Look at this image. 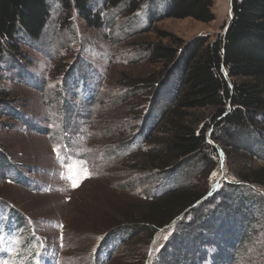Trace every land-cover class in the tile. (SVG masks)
Returning <instances> with one entry per match:
<instances>
[{"label": "rangeland", "instance_id": "rangeland-1", "mask_svg": "<svg viewBox=\"0 0 264 264\" xmlns=\"http://www.w3.org/2000/svg\"><path fill=\"white\" fill-rule=\"evenodd\" d=\"M169 1L148 0L132 13L121 6L107 8L106 0H90L91 16L100 19L96 27L80 11L64 12L57 0H48L41 36H19L22 56L16 65L7 60L0 81V94L8 95L0 107L10 109V116L0 117V264H101L98 253L110 228L104 222L113 208L141 207L193 183L190 168L166 180L157 175V181L136 171L153 143L141 140L143 150L133 156L139 150L128 147L140 140L145 113L136 118L129 107L135 100L124 102V97L163 70L146 61L148 46L176 47L174 37L186 43L201 35H223L231 22V0H213L210 23L168 18ZM163 104L152 114L153 122ZM244 143L231 159L218 149L219 165L207 182L213 185L210 193L221 180L240 182L244 169L264 167V146L255 137ZM245 186L264 198V186ZM254 211L261 213L259 207ZM19 215L28 220L21 232L11 222ZM261 226L253 228L256 236L245 246L232 250L222 244V257L232 254L228 264H244L248 255L253 264H264ZM117 245L110 262L106 259L109 264H162L155 260L159 243L147 235ZM184 248L177 257L194 259L196 247ZM205 252L204 264H211L216 246ZM169 262L164 264H179Z\"/></svg>", "mask_w": 264, "mask_h": 264}, {"label": "trees", "instance_id": "trees-1", "mask_svg": "<svg viewBox=\"0 0 264 264\" xmlns=\"http://www.w3.org/2000/svg\"><path fill=\"white\" fill-rule=\"evenodd\" d=\"M57 1L62 11L78 10L91 26H100L99 17L91 16L90 0ZM146 1L106 0L104 6H121L134 13ZM212 7L213 0H170L166 16L210 23L215 20ZM232 10L234 17L226 34L201 35L186 43L174 37L176 47L153 44L145 50L146 61L151 66L163 65V70L124 97V102L135 100L129 107L134 108L136 118L145 113L138 127L140 140L128 147L139 150L133 156L143 150L141 140L153 143L136 171L157 181V175L166 180L190 168L191 173L195 170L193 183L164 197H152L141 207L113 208L111 218L104 222L110 228L98 253L101 264L106 259L110 262L119 249L117 243H131L138 235L159 243L156 263L204 264L208 260L205 248L214 245L217 252L211 256V264H228L232 254L222 257V244L232 250L245 246L256 236L253 228L263 225L264 198L245 184L264 186V167L244 169L240 182L221 180L211 193L213 185H207L219 165V148L231 159L233 154L240 155L246 137H255L264 146V0H233ZM48 16V0H0V81L7 60L16 65L22 56L19 36L38 39ZM6 97V93L0 94V100ZM163 100L161 114L153 122L152 114ZM0 108L1 118L9 115L6 105ZM206 111L209 115L203 114ZM259 160H263L261 155ZM257 204L261 213L256 216ZM253 215L258 220L255 225ZM11 222L17 223L20 232L28 224L21 215ZM236 225L238 229L233 228ZM184 247H196L194 259L177 257L186 251ZM102 252L106 253L104 259ZM250 258L248 255L244 264H253Z\"/></svg>", "mask_w": 264, "mask_h": 264}, {"label": "water", "instance_id": "water-1", "mask_svg": "<svg viewBox=\"0 0 264 264\" xmlns=\"http://www.w3.org/2000/svg\"><path fill=\"white\" fill-rule=\"evenodd\" d=\"M233 0H231V20L233 19V17H234V14H233ZM230 24V23H229ZM229 24H228V26H229ZM228 26L226 27V29H225V33L224 34H226L227 33V29H228Z\"/></svg>", "mask_w": 264, "mask_h": 264}, {"label": "snow or ice", "instance_id": "snow-or-ice-1", "mask_svg": "<svg viewBox=\"0 0 264 264\" xmlns=\"http://www.w3.org/2000/svg\"><path fill=\"white\" fill-rule=\"evenodd\" d=\"M215 175V174H214Z\"/></svg>", "mask_w": 264, "mask_h": 264}]
</instances>
